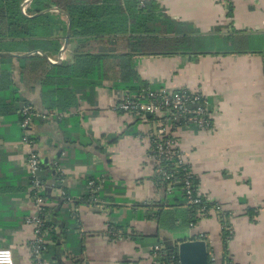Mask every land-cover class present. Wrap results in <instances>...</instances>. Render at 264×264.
Wrapping results in <instances>:
<instances>
[{"label":"crops","instance_id":"crops-1","mask_svg":"<svg viewBox=\"0 0 264 264\" xmlns=\"http://www.w3.org/2000/svg\"><path fill=\"white\" fill-rule=\"evenodd\" d=\"M131 1L135 0H119V5L127 8ZM142 1H153L163 15L189 26L201 38L219 39L240 31L264 33V0ZM228 5L233 10L231 19L227 18ZM60 20L68 30L71 21L66 13ZM66 35L60 38L57 56L48 59L59 62L57 65L72 64L80 49L91 55L125 56L137 76L134 85L141 90L186 89L206 98L212 129L201 131L191 125L178 130L175 140L197 180L198 192L211 203V213L193 228L168 231L160 226L154 218L158 212L187 214L188 209L186 205L171 207L173 200H164L152 179L150 148L159 119L148 116L142 120L114 111L115 104L130 91L118 82L100 81L94 71L87 79L71 81L75 109L59 113L64 114L60 119L36 120L32 126V149L41 163L39 177L45 184V210L52 228L43 256L47 264H154L151 249L159 243L163 246L164 238L177 244L191 241L193 236H204L211 264H227V260L231 264H264L261 55L215 54L214 49L198 55H146L129 46L139 33L104 32L72 38L71 29L64 48ZM14 75L18 83L17 71ZM18 87L29 105L43 113L40 88L27 93L20 84ZM12 126H18L16 118H0V130ZM174 128L166 125L167 130ZM12 133L0 136V247L11 250L14 264H33V231L25 222L36 214L25 171L28 149ZM90 179L98 186L101 205L84 203L90 195ZM221 215L232 232L226 254ZM180 224L177 219L176 226ZM110 225L120 238H108Z\"/></svg>","mask_w":264,"mask_h":264},{"label":"trees","instance_id":"trees-1","mask_svg":"<svg viewBox=\"0 0 264 264\" xmlns=\"http://www.w3.org/2000/svg\"><path fill=\"white\" fill-rule=\"evenodd\" d=\"M25 1L0 0V53L30 54L24 58L0 56V118L5 121L14 117L19 124L20 111L23 107L30 106L29 102L23 98L18 84L27 93L39 87L44 112L57 111L58 113H67L76 107L77 101L75 92L70 87L71 81L75 78L87 79L94 75V71L100 81L118 82L132 93L141 90L140 86L134 85L137 76L129 57L91 55L80 49L73 63L64 66L51 64L39 55L38 53L44 54L48 59L57 56L61 47L60 38L62 39L67 32V25L60 20L63 14L60 12L42 13L46 10L58 9L66 13L71 21L72 38L104 32L139 33V37L130 40L129 46L133 51L146 55H198L200 52L201 54L208 53L205 49H214L215 54L223 55L258 53L264 64V33L240 31L235 35L219 39L201 38L195 36L189 26L175 23L163 15L161 9L153 1L135 0L131 1V5L127 8H121L119 0H31L23 8ZM232 16L233 10L228 5L227 18L231 19ZM135 23L136 26L133 25ZM138 23L141 29H138ZM16 71L18 83L15 81ZM10 132H13L12 134H15L18 140L22 139L19 126H12L8 131L0 130V136L3 137L4 134ZM34 142L32 138V148H34ZM182 174V172L179 173L180 179L183 177ZM152 179L155 183L157 178ZM57 180H60L59 175H57ZM192 184L197 186L195 178L192 179ZM163 197L164 200L167 198L173 200L171 206L173 208L186 205L188 209L187 214L160 211L154 215L160 226L168 231L181 230L187 228L190 223H197L199 221L195 218L197 209L204 210V218L209 216L211 203L203 198L200 205L188 204L182 183H179L172 193H163ZM84 203H91L90 195L85 197ZM177 219L181 221L179 227L176 226ZM221 221L222 225L226 223ZM108 228L114 233L117 232L111 225ZM229 238L226 233H222L224 254H226V244ZM190 240L205 241V238L193 236ZM173 256L177 264L176 248L162 261L167 262ZM208 262L211 264L209 255ZM226 262L229 264L228 260Z\"/></svg>","mask_w":264,"mask_h":264},{"label":"built area","instance_id":"built-area-1","mask_svg":"<svg viewBox=\"0 0 264 264\" xmlns=\"http://www.w3.org/2000/svg\"><path fill=\"white\" fill-rule=\"evenodd\" d=\"M49 61L55 63L52 60ZM114 111L138 117L142 120H145L148 116L159 119L158 131L152 139L150 148V157L154 164L153 177L157 178L154 183L155 187L162 194H170L179 183H182L187 203L200 205L201 199L204 197L198 192L197 187L192 184V179L195 177L188 167L184 155L177 149L175 133L191 125L201 131L212 129L213 123L206 98L199 92H190L186 89L178 91L143 89L137 93L125 92L115 104ZM19 114L21 121L18 126L22 132L21 143L28 149L25 171L30 181V197L36 208L35 216L25 221L32 226L33 231L30 255L33 264H47L43 256L46 250V240L52 228L49 225V218L45 210V184L39 177L41 163L39 156L32 149V126L36 120L60 119L64 117V114L57 112L39 113L31 106L23 107ZM167 124L174 125V130H167ZM180 172L183 173L181 179L179 178ZM60 181H62L61 176ZM88 188L91 203L101 205L97 196L99 189L95 182L89 181ZM203 212L204 210L197 209L195 218H204ZM210 213L209 211L208 214ZM190 228H193V224H190ZM222 233H226L228 237L232 236L231 228L226 225L223 226ZM107 234L108 238L113 240L120 238L118 233H114L109 229ZM200 237L204 238V236ZM151 255L154 264H176L174 256L167 262L162 261L169 255L162 245L152 247ZM0 264H14L10 249L0 247ZM229 264L231 263L229 262Z\"/></svg>","mask_w":264,"mask_h":264},{"label":"water","instance_id":"water-1","mask_svg":"<svg viewBox=\"0 0 264 264\" xmlns=\"http://www.w3.org/2000/svg\"><path fill=\"white\" fill-rule=\"evenodd\" d=\"M30 1L31 0H26L23 4V8ZM46 12H59V10L58 9H51V10H46L42 13H46ZM70 29H71V25L69 23L67 35H66L65 40H64V48L66 47V45L68 43V39L70 36ZM38 54L48 60V58L44 54H41V53H38ZM29 55L30 54L13 55V54H9V53H0V56H8V57H12V58H24V57H27ZM55 64L57 65V64H59V62H56ZM163 246L166 249L168 254H170L171 251L174 248H176L178 264H209L207 247H206V243L203 240L183 241V242H179L175 245L171 240L166 241L164 238L163 239Z\"/></svg>","mask_w":264,"mask_h":264},{"label":"rangeland","instance_id":"rangeland-1","mask_svg":"<svg viewBox=\"0 0 264 264\" xmlns=\"http://www.w3.org/2000/svg\"><path fill=\"white\" fill-rule=\"evenodd\" d=\"M248 32H249V31H248ZM213 44H214V42H213ZM206 48H209V46H206ZM219 214H222V213L219 212ZM221 218H222V215H221V217H220V220H223V221L225 220L224 218H222V219H221ZM198 220H200V219H198ZM190 224H193V227L195 226L194 223H190ZM224 225L229 226V225H227V224L225 223V224L221 225L222 228H223ZM165 240L167 241V240H169V238H165ZM175 245H176V244H175Z\"/></svg>","mask_w":264,"mask_h":264}]
</instances>
